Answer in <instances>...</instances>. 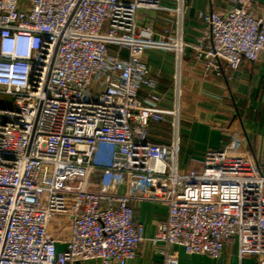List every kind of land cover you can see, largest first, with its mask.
<instances>
[{"label": "built area", "instance_id": "2783aa9c", "mask_svg": "<svg viewBox=\"0 0 264 264\" xmlns=\"http://www.w3.org/2000/svg\"><path fill=\"white\" fill-rule=\"evenodd\" d=\"M229 1L227 11H200L206 29L196 43L162 33L221 77L264 51L255 0ZM163 3L0 0V95L13 99L0 106V264H128L146 241L133 199L168 208L148 239L164 245L153 264H180L175 246L219 258L233 235L241 254L264 264V174L226 173L224 148L181 173L177 144L149 139L151 122L172 120L143 58L153 31L140 25ZM107 172L110 190L86 187ZM59 215L72 228L61 250L50 234Z\"/></svg>", "mask_w": 264, "mask_h": 264}, {"label": "crops", "instance_id": "0c3cea01", "mask_svg": "<svg viewBox=\"0 0 264 264\" xmlns=\"http://www.w3.org/2000/svg\"><path fill=\"white\" fill-rule=\"evenodd\" d=\"M190 5L180 13L179 0H164L161 10H146L140 25L153 31L154 42L145 48L143 58L157 77L161 107L172 118L167 122H151L149 139L159 144H177L178 171L201 170L203 158L211 149L227 152L226 173L264 174V51L259 59L246 62L237 70H227L225 77L206 70L202 60L194 58L187 48L179 54L167 45L162 36L165 29L182 41L196 43L206 24L200 11H227L229 0H183ZM255 14L264 19V0H255ZM174 117V118H173ZM89 182L86 187L98 188ZM124 188H119L122 191ZM134 195H140L138 188ZM131 204L137 222L144 227V241L128 264H153L160 261L158 253L163 243L151 244L148 239L166 219V205L149 199H133ZM229 208V207H227ZM58 249H64L72 238V228L66 215L56 218L51 232ZM180 264H257L258 256L240 253V240L233 235L223 254L213 258L206 254H188L175 246ZM88 264H104L101 260ZM114 264V263H111Z\"/></svg>", "mask_w": 264, "mask_h": 264}, {"label": "rangeland", "instance_id": "374dc122", "mask_svg": "<svg viewBox=\"0 0 264 264\" xmlns=\"http://www.w3.org/2000/svg\"><path fill=\"white\" fill-rule=\"evenodd\" d=\"M12 105L13 99L10 96L0 95V106L12 107ZM114 179L115 176L112 175V173L110 172H107L105 174L97 173L96 175H94V177L91 178L90 182L100 184L98 188L102 189L103 191H106L111 189L110 185L115 184ZM114 188L115 187H113L112 189Z\"/></svg>", "mask_w": 264, "mask_h": 264}]
</instances>
